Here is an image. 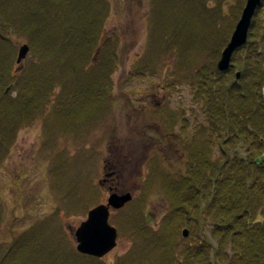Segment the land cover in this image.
<instances>
[{
    "label": "rangeland",
    "instance_id": "1",
    "mask_svg": "<svg viewBox=\"0 0 264 264\" xmlns=\"http://www.w3.org/2000/svg\"><path fill=\"white\" fill-rule=\"evenodd\" d=\"M108 1V16L100 37L111 41L116 54L111 74L112 98L106 99L105 108L102 105L95 109L80 102L75 110L71 107L64 121L58 117L62 112L52 94L45 109L16 130L0 160L1 245L39 221H50L54 229L62 228L66 243L75 249L70 231L85 219L87 212H83V205L79 210L72 205L83 194L87 182L88 189L95 191L94 205L106 203L112 191L130 192L132 196L121 208H110L109 222L117 228L118 236L115 247L100 259L112 264L133 244L119 230L122 217L140 209L151 227L158 229L168 216L171 203L164 191L166 174L184 171L186 144L199 142L202 130L204 140H210L212 158L220 156L217 133L210 130L205 106L195 96L198 84L193 77L210 63L216 67L220 53L212 59L210 52L221 45L224 36L210 39V33L219 35L224 29L225 35L229 25L233 30L241 0H224L215 17L216 0ZM11 7L9 4L6 9ZM256 13L252 17V43L233 53L230 66L246 58L264 65V0ZM213 19L216 28L204 26ZM9 29L11 34L7 36L13 40L11 72L19 80L29 76L25 70L38 59L29 49L23 67L15 71L18 47L28 42ZM231 32L227 33V41ZM236 71L239 68L234 66L232 72ZM13 92L10 89L6 93ZM227 150L230 157L237 155L243 160L251 154L241 142ZM110 171L114 178L105 182ZM183 228L188 227L184 224L176 235L178 248L188 242V235L182 236ZM211 228L206 220L203 231L207 236Z\"/></svg>",
    "mask_w": 264,
    "mask_h": 264
},
{
    "label": "trees",
    "instance_id": "2",
    "mask_svg": "<svg viewBox=\"0 0 264 264\" xmlns=\"http://www.w3.org/2000/svg\"><path fill=\"white\" fill-rule=\"evenodd\" d=\"M216 1L214 17L224 0ZM9 4L12 9H6ZM108 11V0H0V160L16 130L32 122L52 94L62 112L58 117L64 121L80 102L105 108L106 99L112 98L116 64L113 44L100 37ZM215 24L213 19L204 26L216 28ZM254 26L255 17L239 50L252 43ZM232 27L226 28L225 35L224 29H220L223 35H208L210 39L224 36L221 45L211 49L212 59ZM9 28L26 38L31 55L38 59L25 70L29 76L19 80L11 72ZM234 66L240 72L237 80ZM203 68L193 77L198 84L195 96L205 106L210 130L217 133L220 156L212 158L210 140H204L202 130L199 142L187 143L184 171L166 174L168 216L158 229L151 227L140 209L122 217L119 230L133 244L112 264H264V65L246 58L223 72L214 63ZM9 84L15 96L4 92ZM239 142L251 150L247 160L229 156L227 147L235 148ZM85 186L72 205L74 210L83 205L84 213L95 204V191L88 189L87 182ZM206 220L212 224L210 236L203 231ZM184 224L188 242L178 248L176 235ZM53 225L39 221L11 242L0 244V264H106L68 246L62 228Z\"/></svg>",
    "mask_w": 264,
    "mask_h": 264
},
{
    "label": "water",
    "instance_id": "3",
    "mask_svg": "<svg viewBox=\"0 0 264 264\" xmlns=\"http://www.w3.org/2000/svg\"><path fill=\"white\" fill-rule=\"evenodd\" d=\"M262 0H245L244 6L237 19L230 37L220 52L219 59L216 63L218 71H226L231 62L233 53L246 43L248 29L250 27L252 17L255 10ZM29 51V46L22 43L17 50L15 62L16 70L23 67V60ZM240 72L236 71L235 77L239 78ZM12 87L9 84L4 92H8ZM15 92L12 96H15ZM264 97V91H263ZM256 161L259 158L255 159ZM131 193H117L112 191L107 197V203H99L87 211L85 219L79 222V225L71 230V234L76 242L75 249L77 252L93 256L97 258L103 257L116 245L117 228L109 222L110 207L114 209L121 208L124 204L131 200ZM188 235V229H182V236Z\"/></svg>",
    "mask_w": 264,
    "mask_h": 264
},
{
    "label": "flooded vegetation",
    "instance_id": "4",
    "mask_svg": "<svg viewBox=\"0 0 264 264\" xmlns=\"http://www.w3.org/2000/svg\"><path fill=\"white\" fill-rule=\"evenodd\" d=\"M113 175H114L113 171L108 172L107 178H105V182L112 180L114 178Z\"/></svg>",
    "mask_w": 264,
    "mask_h": 264
}]
</instances>
